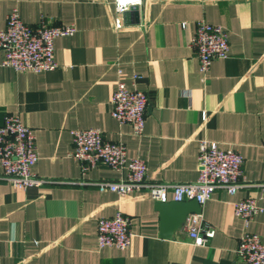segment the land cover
I'll use <instances>...</instances> for the list:
<instances>
[{"label":"crops","instance_id":"obj_1","mask_svg":"<svg viewBox=\"0 0 264 264\" xmlns=\"http://www.w3.org/2000/svg\"><path fill=\"white\" fill-rule=\"evenodd\" d=\"M14 6L29 24L74 22L77 30L55 39L57 65L49 70L0 66V126L19 114L36 135L33 170L62 180L22 188L0 176V264H243L241 234L251 230L264 242V211L248 226L235 213V202L264 181V0H143L122 28L114 27V0H0V28ZM202 18L225 26L230 42L229 56L214 59L206 74L191 44ZM119 79L148 94L142 134L111 114ZM91 126L125 142L129 157L144 158L150 179H197L198 141L208 138L244 155L252 184L235 193L218 188L202 204L216 228L206 244L194 245L185 226L164 236L157 200L146 191L81 182L128 171L101 163L83 171L70 130ZM119 210L130 217L131 244L100 247L99 218Z\"/></svg>","mask_w":264,"mask_h":264},{"label":"built area","instance_id":"obj_2","mask_svg":"<svg viewBox=\"0 0 264 264\" xmlns=\"http://www.w3.org/2000/svg\"><path fill=\"white\" fill-rule=\"evenodd\" d=\"M142 3L143 0H114V27H124L126 13ZM76 30L74 22L55 24L42 19L36 25L29 24L22 18L19 7L14 6L7 15L6 25L0 28V66L16 70H49L57 65L55 39L73 34ZM191 44L197 51L200 70L204 74L214 59L229 56L228 30L222 24L203 18L198 20ZM148 102V94L138 88L135 81L129 84L119 79L111 98V114L120 122H130L135 134H142ZM70 131L74 142L71 154L81 162L83 171L100 163L128 170L127 175L119 179L81 180L96 184L102 191L112 190L120 194L146 191L157 201L196 198L203 204L218 188L235 193L239 188L252 184L244 176V155L236 148L221 147L208 138L198 141L200 172L197 179L160 181L147 177L144 158L129 157L126 143L106 139L100 127L72 128ZM38 158L33 129L19 114H7L0 126V176L22 188L39 186L47 181H62L36 174L33 167ZM255 185L260 187L255 195L235 202V213L243 219L245 226L250 224L255 214L264 211V181ZM184 226L194 245L206 244L216 232L215 226L205 220L202 211L190 212ZM97 230L100 247L114 245L126 248L132 242L130 217L120 210L112 216L99 218ZM236 251L243 264H264V242L256 232L247 230L241 234Z\"/></svg>","mask_w":264,"mask_h":264},{"label":"water","instance_id":"obj_3","mask_svg":"<svg viewBox=\"0 0 264 264\" xmlns=\"http://www.w3.org/2000/svg\"><path fill=\"white\" fill-rule=\"evenodd\" d=\"M138 13L137 8L126 14ZM161 212V234L172 237L177 229L183 227L190 212L202 211V204L196 199L157 201Z\"/></svg>","mask_w":264,"mask_h":264}]
</instances>
